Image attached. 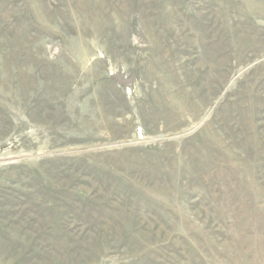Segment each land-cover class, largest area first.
<instances>
[{
	"label": "rangeland",
	"instance_id": "374dc122",
	"mask_svg": "<svg viewBox=\"0 0 264 264\" xmlns=\"http://www.w3.org/2000/svg\"><path fill=\"white\" fill-rule=\"evenodd\" d=\"M0 264H264V0H0Z\"/></svg>",
	"mask_w": 264,
	"mask_h": 264
}]
</instances>
